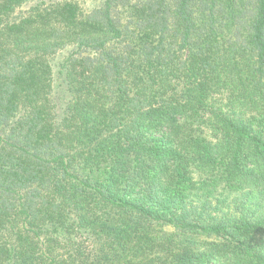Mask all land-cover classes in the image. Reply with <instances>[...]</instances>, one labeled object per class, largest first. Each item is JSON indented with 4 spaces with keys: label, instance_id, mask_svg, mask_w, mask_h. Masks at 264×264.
<instances>
[{
    "label": "trees",
    "instance_id": "trees-1",
    "mask_svg": "<svg viewBox=\"0 0 264 264\" xmlns=\"http://www.w3.org/2000/svg\"><path fill=\"white\" fill-rule=\"evenodd\" d=\"M0 264H264V0H0Z\"/></svg>",
    "mask_w": 264,
    "mask_h": 264
},
{
    "label": "rangeland",
    "instance_id": "rangeland-1",
    "mask_svg": "<svg viewBox=\"0 0 264 264\" xmlns=\"http://www.w3.org/2000/svg\"><path fill=\"white\" fill-rule=\"evenodd\" d=\"M89 4V3H88Z\"/></svg>",
    "mask_w": 264,
    "mask_h": 264
}]
</instances>
